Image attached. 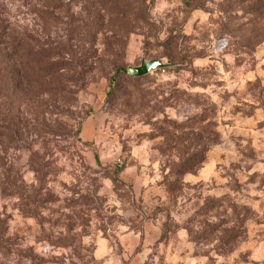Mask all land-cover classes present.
<instances>
[{
	"label": "rangeland",
	"instance_id": "rangeland-1",
	"mask_svg": "<svg viewBox=\"0 0 264 264\" xmlns=\"http://www.w3.org/2000/svg\"><path fill=\"white\" fill-rule=\"evenodd\" d=\"M2 29L65 58L0 79V264H264V0H0Z\"/></svg>",
	"mask_w": 264,
	"mask_h": 264
},
{
	"label": "trees",
	"instance_id": "trees-1",
	"mask_svg": "<svg viewBox=\"0 0 264 264\" xmlns=\"http://www.w3.org/2000/svg\"><path fill=\"white\" fill-rule=\"evenodd\" d=\"M0 45L4 46L0 51V79L4 84L9 82L13 89L18 88L20 92L37 90L42 86L48 87L44 93L52 92L50 85L62 76L57 66L59 60L63 61L65 58L63 52L60 51V53L50 47L44 48L30 42L28 44L10 29L0 30ZM0 105L4 106L5 104L0 103ZM23 128L22 120L18 114L10 118L0 115V152L5 153L7 147H11L19 141L18 138L23 133ZM0 169L2 170L0 176L4 179L2 182L9 183L8 189H13L10 191L18 197L24 196L26 193L15 186V180L10 174L12 167L4 166L1 153ZM5 190L7 191L6 188ZM28 199V207L31 208L30 211H33L38 204L35 190L29 192Z\"/></svg>",
	"mask_w": 264,
	"mask_h": 264
},
{
	"label": "water",
	"instance_id": "water-1",
	"mask_svg": "<svg viewBox=\"0 0 264 264\" xmlns=\"http://www.w3.org/2000/svg\"><path fill=\"white\" fill-rule=\"evenodd\" d=\"M174 66L163 59L142 60L138 66H129L126 68V74L131 78H141L152 74L158 70L172 69Z\"/></svg>",
	"mask_w": 264,
	"mask_h": 264
},
{
	"label": "built area",
	"instance_id": "built-area-1",
	"mask_svg": "<svg viewBox=\"0 0 264 264\" xmlns=\"http://www.w3.org/2000/svg\"><path fill=\"white\" fill-rule=\"evenodd\" d=\"M162 72H164V70H161Z\"/></svg>",
	"mask_w": 264,
	"mask_h": 264
}]
</instances>
